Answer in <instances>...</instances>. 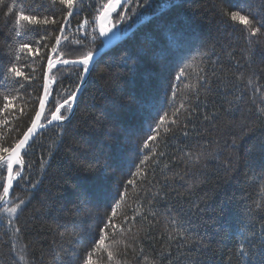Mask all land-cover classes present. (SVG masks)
<instances>
[{
	"label": "trees",
	"instance_id": "1",
	"mask_svg": "<svg viewBox=\"0 0 264 264\" xmlns=\"http://www.w3.org/2000/svg\"><path fill=\"white\" fill-rule=\"evenodd\" d=\"M15 3L16 10L22 7L27 10L32 0H15ZM104 3L107 0H82L83 11L70 19L64 33L67 40L60 46L64 58L75 59L83 51L101 47L96 22ZM242 3L259 9L264 0H225L228 7ZM11 4L12 0H5L6 6ZM6 6H0V64L7 59L4 45L9 28L2 22ZM134 6L130 4L127 11ZM219 7L220 0H151V7L141 10V20L147 19L97 60L70 120L62 126L55 123L38 133L24 157L23 175L39 183L31 189L24 181L15 182L9 200L19 197L26 204L12 217L13 226L7 223L8 215L3 211L6 205L0 208V264H80L100 235L107 234L105 247L110 245L111 230L101 232L106 213L110 214V206L119 199L118 193L125 191L126 182L134 179L132 173L136 172V165L144 155L150 156L145 171L149 179H153L154 173V182L149 185L141 177L135 185H127L126 200L118 213L123 211L131 217L134 210L140 208L152 224L137 216L131 232L126 229L123 235L117 233L118 244L114 249L117 254L112 264L117 261L142 264L143 256H148L155 264H193V261L194 264H238L235 253L238 232L248 223L249 210L264 223L261 219L264 208L256 209L258 203H264V153L249 155L246 151L249 145L264 140V129L258 127L254 134L248 135L240 132L242 118L254 119L257 106H264L260 105L264 98V51L257 50L248 65L243 56L246 33L241 26L223 21ZM85 17L91 21L87 36L83 30L77 31ZM110 19L116 23L118 17L114 13ZM50 31L49 48L55 43L54 36L59 34L58 28ZM173 31L183 37L181 51L170 56L162 66L154 53L169 44ZM33 38L39 37L34 35ZM78 39L85 47L75 43ZM125 53L135 58L134 65L129 61L127 67L122 66L121 57ZM24 63H31L35 69V72L28 68L22 70L34 75L35 80L28 90L38 96L46 59L26 57ZM180 69L186 75L176 80ZM244 69L255 70L253 79L260 92L254 94L252 87L246 88L244 82L236 79ZM77 71L75 66H60L50 75L57 77L62 85L59 90L63 91L69 86L74 89ZM200 75H205L209 83L195 91L186 87L196 84ZM173 84L177 97L170 101ZM11 87L0 75V92L7 94ZM237 96L242 98L234 100ZM129 97L133 98V103H127ZM180 100H184L189 109L197 107L199 110V115L191 117L189 135L183 136L182 129L176 125L171 126V132H164L162 127L154 147L157 153H165L163 157L153 160L149 150L137 151V146L142 148L143 141L151 134L149 127L155 126L159 115L168 112L170 116ZM228 101L240 109L235 117L224 111L229 107ZM14 103L24 106L21 99ZM2 104L0 97V107ZM28 107L34 109L31 104ZM213 111L218 112V118L204 121V115ZM6 115L0 114V120ZM31 115L34 110L23 119L13 121L12 126L22 133ZM180 120H186V113L182 112ZM229 120L234 121L232 126H228ZM192 124L196 125V130H192ZM16 135L0 125V143L7 146ZM233 138L237 139L234 148L231 146ZM200 145H205L210 155L194 166L191 160L185 165L179 159H171L180 157L183 152L196 154L201 151ZM94 158L110 161L111 168L107 172L89 173L79 167L81 162ZM178 175L185 176L183 183L172 179ZM164 177L169 178V186L175 189L166 199L157 195L159 184L156 181L162 183ZM82 193L87 196L83 202ZM148 200L154 201L152 206L147 204ZM169 209L172 214L188 218L196 225L199 236L209 245L206 250L199 245L173 241L171 255L166 256L164 249L168 247L170 228L165 225ZM153 212L156 217L151 215ZM122 220L120 215L115 222L120 224ZM14 227H19L20 232L15 233ZM61 232H75L77 236L69 238L61 236ZM140 247L144 252L138 256ZM101 255V264H108L106 252Z\"/></svg>",
	"mask_w": 264,
	"mask_h": 264
},
{
	"label": "snow or ice",
	"instance_id": "2",
	"mask_svg": "<svg viewBox=\"0 0 264 264\" xmlns=\"http://www.w3.org/2000/svg\"><path fill=\"white\" fill-rule=\"evenodd\" d=\"M130 4L135 6L129 12L127 10ZM0 6H6L5 0H0ZM148 7H151V0H142V2L140 0H107V3L101 5L102 11L98 18L107 19L114 13L118 17L116 23L111 24L110 27L106 25H101L100 27L99 35L104 37V47L112 45L116 41H119L123 35H127L135 24L140 22L143 16L141 10ZM119 9H124L125 11H118ZM82 11V0H32V3L27 6V10L23 7L20 10H16L15 0H12L11 6H6V11L3 12L2 22L9 28V33L5 37L6 44L4 45L7 49L5 53L7 59L3 64H0V75L3 76L6 82H10L12 87L11 91L7 94L0 92V97L3 100L2 107H0V114H7L3 120H0V125L5 126L11 132L17 133L11 142L7 143V146L4 143H0V172H2L0 174V186H2L0 202H4L6 205L3 211L8 215L7 223L10 226H13L12 217L17 213L18 209H21L26 204V201L19 197L16 200L8 199L10 190L14 187V182L18 184L20 181H24L25 186L31 189H35L39 183V181L34 182L30 177L23 175L25 168L24 157L28 154L31 143L36 134L46 126L52 125L53 123L62 126L65 121L70 120L77 98L83 90L84 84L87 82V77L94 70L98 62L97 57L101 55V49H88L81 52L75 59H66L64 58L65 53L60 50L62 41L67 40V36L64 33L66 27L70 24V19ZM218 13L223 21L241 26L242 31L246 33V48L243 50V56L247 64L250 65L253 54L257 50L264 51V5L259 9H254L250 4L245 3L235 7H228L225 6V0H220ZM133 17H136V19H133ZM90 23L91 21L85 17L79 22L77 31L83 30L85 36H87V26ZM56 28H58L59 34L54 36L55 43L49 48L47 41L52 36L50 29ZM34 35L39 38L34 39ZM95 39L96 37L93 36L92 40L95 41ZM75 43L82 48L85 47L82 40L78 39ZM182 43L183 37L178 32L173 31L169 44L164 49L155 52L154 58L158 59L163 66L164 62L170 56L179 54ZM26 57H39L41 60L46 59V70L43 72V84L38 96H33L32 92L28 90L35 80V77L22 69L28 68L32 72H35V69L32 68L31 63H24ZM121 59L123 61L122 66L124 67L128 66L129 61L133 65L135 64V58L128 53H125ZM58 66H75L78 69L76 73L77 82L74 89L69 86L65 87L63 91L59 90L62 87L60 81L56 76L50 75ZM246 71L247 76L245 75ZM185 75L184 70L180 69L175 79L181 80ZM254 77L255 70L248 71L244 69L239 71L236 79L244 82L246 88L252 87L253 93L255 94L260 92L261 89L255 86ZM208 83L207 77L200 75L196 84L186 85V87H190L195 91L202 85ZM170 87L172 88L170 101H174L177 97V92L175 91L176 85L173 84ZM241 98V96H237L234 97V100H240ZM17 99L23 100L24 106L15 104L14 101ZM133 102V98L129 97L127 103ZM227 103L229 107L224 110L225 113L228 116L235 117L236 113L240 111L239 107L232 101H228ZM29 104L33 105L34 109L29 108ZM260 105H264V98L261 99ZM33 110L34 115H31L30 123L22 133L18 127L12 126L13 121L23 119ZM182 112L186 113V120L183 122L180 120ZM195 115H199L198 108L192 107L189 109L184 100H180L178 105L173 106L170 116L168 112L159 115L155 126L149 127L151 134L143 141L142 148L138 145L136 150H149L153 154L151 157L153 160L156 157H163L165 153H157L154 147L161 134L160 129L163 127L164 132H171V126L176 125L182 129V135L187 137L189 135V124L192 123L191 117ZM8 117H11V120ZM217 118V111H213L211 114H206L203 117L206 122ZM233 123V120H229L228 126H232ZM258 127L264 129V106L259 105L257 106L254 119L250 117L242 118L240 125L241 135L254 134ZM192 130H196L195 124H192ZM236 143L237 139L233 138L231 146L234 148ZM199 147L201 151L196 154L188 151L183 152L180 157L173 156L171 159H179L185 165L188 164V160H191L194 166L210 155L206 151L205 145H200ZM246 151L249 155H253L256 152L264 153V140L249 145ZM184 157L188 159L185 160ZM149 161L150 156L144 155L143 159L140 160V164L136 165V172L132 173L134 179L126 182L125 191L118 193L119 199L115 201L114 206H110V214L106 213V221L103 223L101 232L104 233L105 229H110L112 243L105 247L107 234L100 235L99 239L95 241L94 247L82 257L80 264H101L103 259L101 253L105 252L107 254L108 264H112L114 255L117 254L114 251L118 244L116 240L117 233L123 235L126 229L131 232L137 216H142L143 219L148 220V216L140 208H136L131 217L123 214V211L118 213V209H122V202L126 200L127 185H135L137 178L141 177L149 185L153 184L155 179L154 173L153 179H149L148 173L145 171V168L149 166ZM111 166L110 161L101 160L100 158L81 162L79 165L80 168L89 173H95L101 170L107 172ZM165 167H168V165H165ZM172 179L174 181L179 180L183 183L185 176H173ZM168 181V177H164L162 183L156 181L159 184L157 195L160 198L166 199L172 191H175V189L169 186ZM179 195L180 193L177 192V196ZM80 199L82 202L86 201V194L82 193ZM17 200L18 202H16ZM47 202L46 199L45 204ZM153 203V200L147 201L149 206H152ZM74 207L78 209L79 205H75ZM262 208H264V203H258L256 205L257 210ZM167 211L169 219L166 221L165 226L170 228V230L167 233L168 247L164 249L166 256L171 255L170 246L173 241H182L184 245H199L206 250L209 245H206L203 238L199 236L196 225L188 218H181L172 214L170 209ZM120 215L123 216V220L120 224H117L115 221ZM151 215L156 217L157 214L153 212ZM148 223L152 224V221L148 220ZM14 232L19 233V227H14ZM60 235L68 236L69 238H75L77 236L75 232H61ZM238 236L239 242L235 250L238 264H264V223H261L253 215V210H249L248 223L239 230ZM143 252V247H140L136 254L139 256ZM124 254L127 255V251ZM230 261L231 257H229ZM116 264H120V262L117 261ZM142 264H155V261H150L148 256H143Z\"/></svg>",
	"mask_w": 264,
	"mask_h": 264
},
{
	"label": "water",
	"instance_id": "3",
	"mask_svg": "<svg viewBox=\"0 0 264 264\" xmlns=\"http://www.w3.org/2000/svg\"><path fill=\"white\" fill-rule=\"evenodd\" d=\"M102 11V10H101ZM100 16V13H99V15H98V17ZM97 17V22H96V27H97V31H98V35H99V30H100V27H101V25H106V26H111V24H113L112 23V21H110L111 19H110V17L111 16H109L107 19H104V18H98ZM147 18H145V19H142V20H140V22L139 23H136L135 24V26L132 28V30L130 31V32H128L127 33V35H123L122 36V38L119 40V41H116L115 43H113L112 45H110V46H108V47H104V44H103V41H104V37H101L100 35H99V37H100V40H101V42H102V45H101V47L100 48H98V49H101L102 51H101V55L100 56H98L97 57V60L106 52V51H108L110 48H112L114 45H116L118 42H120L121 40H123V39H125L140 23H142V22H144L145 20H146ZM111 22V23H110ZM58 67H60V66H58ZM46 70V69H45ZM90 75V74H89ZM89 77V76H88ZM88 77H87V80H88ZM86 84V83H85ZM85 84H84V86H85ZM84 86H83V88H84ZM82 92V91H81ZM81 92H80V94H81ZM80 94H79V96H80ZM79 96H78V98H79ZM78 98H77V100H78ZM76 103H77V101H76ZM75 107H76V104H75V106H74V109H73V112H74V110H75ZM73 112H72V114H71V116L73 115ZM66 122V121H65ZM53 124H55V123H53ZM52 124V125H53ZM49 126H51V125H49ZM49 126H46L45 128H43L42 130H40L38 133H40L41 131H43L44 129H46L47 127H49ZM37 133V134H38ZM36 134V135H37ZM24 170H25V168H24ZM15 183V182H14ZM11 191L12 190H10V194H11ZM9 198V197H8ZM5 203L4 202H0V207L2 206V205H4Z\"/></svg>",
	"mask_w": 264,
	"mask_h": 264
},
{
	"label": "bare ground",
	"instance_id": "4",
	"mask_svg": "<svg viewBox=\"0 0 264 264\" xmlns=\"http://www.w3.org/2000/svg\"><path fill=\"white\" fill-rule=\"evenodd\" d=\"M64 123H65V122H64ZM14 184H15V183H14ZM12 190H13V189H12ZM11 194H12V191H11ZM11 194L9 195V198H10ZM9 198H8V199H9ZM4 205H5V204H4ZM2 206H3V205H2ZM2 206H1V207H2ZM1 207H0V208H1Z\"/></svg>",
	"mask_w": 264,
	"mask_h": 264
},
{
	"label": "rangeland",
	"instance_id": "5",
	"mask_svg": "<svg viewBox=\"0 0 264 264\" xmlns=\"http://www.w3.org/2000/svg\"><path fill=\"white\" fill-rule=\"evenodd\" d=\"M111 21V20H110Z\"/></svg>",
	"mask_w": 264,
	"mask_h": 264
}]
</instances>
